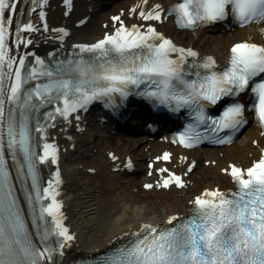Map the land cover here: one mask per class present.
Masks as SVG:
<instances>
[{
    "label": "snow or ice",
    "instance_id": "snow-or-ice-1",
    "mask_svg": "<svg viewBox=\"0 0 264 264\" xmlns=\"http://www.w3.org/2000/svg\"><path fill=\"white\" fill-rule=\"evenodd\" d=\"M20 3L0 0V264H61L76 239L60 199L59 147L49 139L58 119L71 123L95 100L114 107L134 94L172 112L186 109L190 119L173 139L189 149L204 141L233 143L249 123L248 110L264 127V42L234 41L228 63L218 66L214 56L177 44L156 23L173 16L185 28L264 24V0H175L167 7L140 0L131 13L144 23L128 25L122 15L113 16L114 30L72 44L68 55L48 52L50 60L34 50L20 52L33 42L25 32L38 30L31 15L37 8L49 30L47 0H30L28 8ZM64 3L71 7V0ZM56 31L63 42L68 29ZM171 156L166 151L156 160ZM43 164L55 165L46 184ZM196 164L188 162L187 172ZM157 170L158 186H186L184 173ZM223 171L236 189L204 188L187 216L141 222L122 233L126 242L83 264H264V154L247 168L231 163Z\"/></svg>",
    "mask_w": 264,
    "mask_h": 264
},
{
    "label": "bare ground",
    "instance_id": "bare-ground-1",
    "mask_svg": "<svg viewBox=\"0 0 264 264\" xmlns=\"http://www.w3.org/2000/svg\"><path fill=\"white\" fill-rule=\"evenodd\" d=\"M82 1L72 0L71 7L74 9L68 12L69 6L64 4V0H47V3L43 6V10L46 13L49 30L44 31L40 29V34L55 38L58 35L57 31H55L57 27H62L65 23H72L73 25L81 21L83 16L76 7ZM172 1L151 0L152 3H161L165 7ZM138 3H140V0L120 4L115 3L95 23L89 19L83 27L74 28L73 26L72 34H75L71 40L93 42L101 38L105 32L112 31L116 27V21L112 19L116 15H122V19L128 25L144 23L138 15L131 13L133 5ZM103 23H106L105 28L102 26ZM42 25L43 23L40 27ZM157 27L166 35L173 36L177 44L192 47L201 54H213L218 61L222 62H226L229 47L234 41L238 39L259 40L257 27H246L224 33L218 32L216 37L210 36V40L207 36L216 33L212 29L202 32L180 33L173 29L168 19L162 21L161 24L157 23ZM38 31L32 32L27 37L32 39V35ZM66 38L67 36H65ZM212 38L214 41H212ZM55 40L57 39L55 38ZM32 41V44L28 45L27 48L22 45L20 52H31L34 50L36 53H39L54 47L58 50L60 49L59 47H67L68 39L65 42H60V46H57V42ZM65 127L66 125H63L55 133L53 132V136L50 138L52 141H55L59 149L61 148V151L67 152L74 145V142H69L64 137L63 132ZM78 136L80 134L76 135V137ZM93 136L95 135L91 133L87 136V139H91ZM107 142L105 146L99 148L97 153L98 160L96 158L93 162H88L87 165L79 169L78 172H82L83 175L82 183L79 184L77 179L73 177L75 171L71 170L73 176L71 175L70 181H68L67 175L65 176L67 181L62 184V195L72 213L70 215L72 218L67 215L68 219L65 223L71 228L76 239L72 242L71 247L66 249L65 255L61 258V264L68 263L70 260L89 257L120 242L126 238L122 233H127L130 229L137 228L141 222L158 223L164 221L173 212L188 213L192 206L190 201L204 188L219 186L221 189H224L226 187H233L230 174L225 173L223 169L229 167L231 163H236L246 168L258 159L261 148L264 146V136L260 134L256 126L250 125L248 131L238 144L234 142L232 145L222 147L221 149L190 151L180 149L170 142L157 141L147 143V139L145 138L126 140L123 137H118L115 146L111 142ZM137 144L141 145L139 149L142 153L135 155L138 149L136 147ZM90 151L91 147H86L82 150L84 155H87ZM166 151L172 154L170 160H156L157 156L162 157ZM110 152H113L116 160L112 158L113 155H109ZM182 157H187L188 159L184 160ZM129 159L133 161V167H136L132 171L135 170L136 173L143 172L141 173L143 176L142 181L131 176L125 177L126 171L130 169L128 168V164H126ZM193 159L197 161V164L188 173L187 164ZM139 160H147L146 165L141 166V161ZM153 162V169H150L149 163ZM124 165L128 167L124 168ZM71 166H73V163ZM165 166L171 171L184 173V178L187 181L186 186L183 188L178 187V189H175L176 186L171 188L158 186L157 182L162 181V174L157 169ZM112 168H118V171L111 172ZM91 169L93 173H88V170ZM67 173L70 172L68 171ZM147 184H153L154 187L150 190H144V186ZM139 186H141L142 190L138 192ZM90 187L98 189V194L95 195L94 191L91 192ZM117 191H119L120 198L115 195ZM142 193L145 195L142 196ZM172 205L175 206L172 208ZM163 209L165 210L163 211ZM154 214H156L155 218L152 216ZM81 224L84 225V227L81 226L84 229L83 232L78 228ZM91 230L95 232L92 234V239L88 240L87 236H89ZM85 233L86 235H84ZM80 240L84 244L80 245Z\"/></svg>",
    "mask_w": 264,
    "mask_h": 264
},
{
    "label": "rangeland",
    "instance_id": "rangeland-1",
    "mask_svg": "<svg viewBox=\"0 0 264 264\" xmlns=\"http://www.w3.org/2000/svg\"><path fill=\"white\" fill-rule=\"evenodd\" d=\"M210 40V39H209ZM212 41H214V39L212 38ZM210 46H212V45H210ZM90 132H94V133H96L97 135H101V134H103V132H101L99 129H90V131H89V133ZM115 143L116 142H114V145H115ZM99 144H101V140H98V141H94L93 143H91V147H97L98 148V145ZM103 145H104V143H103ZM80 147V146H79ZM78 147V148H79ZM81 149H84V147L83 148H81ZM140 149H137V152H136V155H138V154H140L141 152L139 151ZM94 158H95V156H92V157H90V158H81V156L79 157V158H77V156H75L74 158H73V163L75 164V168H78V167H80L82 164L84 165L86 162H92L93 160H94ZM69 177V176H68ZM75 178L77 179V181L79 182V184L80 183H82V178H83V175L82 174H76V176H75ZM84 186V185H83ZM91 189H90V191L92 192L95 188H92V187H90ZM121 191V190H120ZM119 191H117L116 193H115V195H117V193H118ZM98 194V192H97V189H95V195H97ZM142 196H144L145 194H141ZM118 196V195H117ZM119 198V197H118ZM120 200V199H119ZM175 206V205H174ZM173 205L171 206L172 208L174 207ZM165 209H163V211H164ZM155 215L156 214H154V215H152L153 217H155ZM82 220H84V219H82ZM81 226L82 227H84V225L83 224H81V225H79V228L81 229L80 231L81 232H83L84 231V229H82L81 228ZM92 230L89 232V236H87L88 238H91L92 237ZM84 235H86V233L84 234Z\"/></svg>",
    "mask_w": 264,
    "mask_h": 264
}]
</instances>
